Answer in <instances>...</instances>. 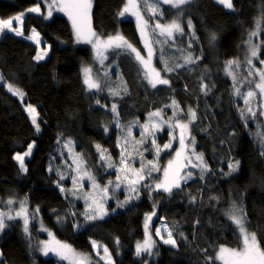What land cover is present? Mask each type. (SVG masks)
Segmentation results:
<instances>
[{"label":"trees","instance_id":"16d2710c","mask_svg":"<svg viewBox=\"0 0 264 264\" xmlns=\"http://www.w3.org/2000/svg\"><path fill=\"white\" fill-rule=\"evenodd\" d=\"M48 2L52 4L53 0H0V18H11L37 4L45 11ZM125 3L126 0H93V30L103 37L123 36L143 52L135 22L118 15ZM233 5L234 10L217 0H192L184 6L183 17L179 18L184 35L177 33L174 39L162 44L156 42L159 37L152 32L156 67L161 76L170 81V86L157 85L156 88L144 79L135 57L123 49L112 51V60L117 65L112 74L103 75L102 91L87 92L82 70L85 66L94 67L93 52L89 47L75 44L69 21L57 13L55 7L49 18L28 14L23 24L26 37L36 30L44 44L50 46L46 60H35L38 48L27 38L10 33L0 36V75L3 77L0 82V199L21 203L26 198L34 233L29 238L18 221L11 222L0 236V264H59L56 259L40 255L38 242L42 237L36 232L38 215L60 241L80 252L90 253L92 241H96L108 248L114 264H144L136 259L135 245L144 239L145 217L158 212L173 232L177 247L158 242L155 258L149 264H219L215 257L220 246L234 249L241 246L239 230L227 216L235 204L244 209L247 229L256 233L264 248V156L259 149V134L264 132L263 117H259V112L256 120L241 116L240 109L245 107L243 96L233 94L234 82L226 67L229 60H242L248 74V64H244L242 55L249 32L264 13V0H234ZM161 7L163 17H151L142 10L141 4L151 31L155 22L169 23L177 18L178 10ZM189 19L192 28L187 25ZM212 33L216 35L215 41L210 40ZM261 35L260 41H264V31ZM189 54L197 62L176 68L177 64H184V57ZM162 60L175 70L163 71ZM260 60H264V45L259 59L253 61L257 68L262 66ZM236 78L241 93H245L250 84L246 80L248 85L242 87L243 77ZM202 84L207 85V89H202ZM8 85L24 93L23 102L8 90ZM113 90L120 95L113 96ZM172 100L184 110L178 116L182 121L186 122L189 107L196 111L197 118L189 125L191 137L195 138L194 146L204 155L210 171L204 173L203 179L197 174L187 180L171 195L153 190L148 194L141 183L137 185V193H130L127 186L117 192V184H122L117 171L122 148H128L123 153L129 158L128 163L132 165V161L139 159L138 164L144 165L145 173L149 172V160L168 162L171 152L161 149L157 157L155 147L161 141L168 144L177 128L165 122L160 125L159 135H145L143 143L137 141L142 139L140 126L148 123L150 113L162 110L164 120H171L174 108L166 105H171ZM113 103L117 104L118 117L110 111ZM29 104L39 114V132L26 111ZM129 127L131 136L127 133ZM156 130L152 129L153 134ZM125 138L127 145L123 143ZM153 138L155 145L151 143ZM68 141H72L77 154H82L95 181L105 184L112 180L109 187L105 186L108 188V196H105L107 202L114 195L110 208H117L115 214L89 221L80 213L84 203L74 202L73 194L60 190L61 187L74 188L72 167L64 146ZM30 144L35 148L25 162L28 171L23 172L14 157L27 151ZM97 144L107 150L105 155H110L115 167L109 168L108 161L99 159ZM145 158H149L147 162ZM235 161L240 162L239 170L225 175L231 172L229 164ZM160 179L159 171L156 174L152 171L146 183ZM85 180L87 189L93 191L92 181ZM72 189L71 193L77 192ZM191 196L196 197L194 203L190 202Z\"/></svg>","mask_w":264,"mask_h":264},{"label":"snow or ice","instance_id":"6c2138e0","mask_svg":"<svg viewBox=\"0 0 264 264\" xmlns=\"http://www.w3.org/2000/svg\"><path fill=\"white\" fill-rule=\"evenodd\" d=\"M192 0H127L124 8L122 11L118 13L119 16H124L125 14H130L132 16L136 17L137 25L140 27L141 35H145V28L149 25V20H146L144 16L141 14V4L143 5V10L148 12L151 17H163L164 11L161 7V4L169 5L172 9L178 10L176 12V19H173L169 23H160L155 22L152 31L155 32L157 29L159 30L158 35L164 36L166 39L165 41H157L158 43H166L168 39H174L175 34H180L181 36L184 35V28L182 27L181 23L179 22V18L183 17L184 14V6L191 4ZM217 3L223 5L224 7L228 9L234 10L233 0H217ZM53 4H55V0H53ZM53 4L48 5V12L47 16L50 17L52 15V7ZM92 7V0H62V3L60 5L59 10L64 11L67 10V14L69 15V19L72 20L73 28L76 32V38L77 41L83 40L86 43H93V47L97 48L99 55V49L101 46L108 48V47H115V48H123L131 53L135 54V59L139 62L140 65L143 66L144 69V79L147 80L148 84L152 88H156L157 85H169L170 81L167 78H163L161 76V71L157 70L155 67L151 66V60L154 55L153 49L151 47H148L146 43V47H148V57L145 59L143 55H141L140 51L134 48L131 44H129L123 36L116 35L114 37H109L106 41L100 40L97 37V34L91 29V17H90V10ZM28 12H35L40 13L41 8L39 4H37L35 7H30L27 9ZM25 13H20L18 15H15L11 18L6 19H0V34H3L5 31L7 32H13L16 36H23L24 33L20 27V25L23 24V16ZM14 21L17 22V26L14 27ZM187 25L189 28H192V21L189 19L187 21ZM261 31H264V13L261 14L259 18L255 21V27L254 30L250 31L247 38V45H248V51L249 55L246 56V63L249 65L248 69V77H253L252 80L249 81V83L252 85L245 93H241L240 87L238 85V81L236 78V75L233 71V67H239V60H229L226 62L227 67V74L232 77L233 80V88H234V95L235 96H243V103L245 105L244 108L240 109V114L242 117H244L246 120L251 118L253 120L258 119V112L259 117H264V101L262 100H256L257 94L259 93V96L261 98H264V68H256L253 64V58L259 59V52L262 45H264V41L255 42L253 38L259 37ZM193 38H195V32H192ZM92 37H97L95 42L91 39ZM27 39L33 40L36 44L40 43L39 39V33H36L35 30H33V35L26 37ZM216 35L215 33L210 34V40L215 41ZM191 46V42H189V47ZM161 52V58L163 56V49L160 50ZM47 55L46 50H42L40 53L37 54L35 57L36 60H43L45 56ZM165 67L163 71L165 72H172L175 69L172 67H169L167 64V61L162 60ZM197 61L193 59L192 55L189 54L184 57V64H177L175 67H184V65L187 64H194ZM260 64L264 65V60H260ZM90 69H85V79L84 84L87 85V89L89 91L96 90V91H102L101 85L99 82L94 80L90 76ZM258 77V80L255 79ZM0 82H3V77L0 76ZM207 85L202 84V89H207ZM8 90L12 92L14 95H17L23 100L24 93L14 88L12 85H8ZM125 92L127 91L126 86L123 89ZM258 90V93H257ZM113 96L120 95L119 91L113 90L111 93ZM207 94V92H205ZM253 101H255L256 106L253 107ZM96 103L99 104L100 101L97 99ZM103 107V105H102ZM166 107H173L174 108V114L171 120L165 121L164 117L162 115L161 111H155L149 114L148 123H145L141 125L142 128V139L141 141H137V143H143L144 142V136L151 137L153 136L152 129H158L161 124L167 122L169 126L173 129L179 128L180 129V135H179V145L180 150L176 151L175 155L177 157V161H169L168 166L163 169V180L158 181L155 183L154 187L151 185H144L146 188H151L153 191H159L163 190L164 192L168 193L169 195L172 194L173 188L179 189L181 188V184L186 183L187 180L191 179L193 177V173L191 171L186 172L183 176L180 175L181 171L187 167L191 166L192 168H199V176L200 179L204 178V173L207 171H210L208 169L207 164L204 162L203 154L202 153H196L195 152V138L191 137L189 125L192 124L196 118L197 114L194 109L189 107L187 109V116H186V122L178 119V116L184 112L183 109L180 108L177 101L172 100L171 105H166ZM26 111L31 116V122L33 125H35V129L37 132L40 131V125L37 122L38 113L36 112V109L32 107L30 104L27 105ZM110 111L112 113H115V115L118 117L119 112L117 110V104L113 103L111 105ZM245 113H247V116H245ZM153 118H159L158 120H154ZM118 123V121H116ZM105 131H107V127L105 126ZM128 136H131V128L129 127L127 129ZM186 134L190 137L189 144L186 145L185 143V137ZM260 136V155L264 156V132H261L259 134ZM175 139V137H174ZM59 143V141H58ZM123 143L127 145L128 141L127 138L124 139ZM151 143L155 145V139L153 138ZM70 145H72V141H68L67 144H65V147H69V150L71 151ZM191 146L192 150L191 153L187 156H184V160L186 163L180 162V157L184 153L185 149ZM33 145L30 144L27 147V151H25L23 154L17 153L15 155V159L19 163V167L23 172H27L28 169L25 166V157L30 156L32 152ZM164 149H171V142L168 144L163 145ZM97 151L100 153L99 159L104 161L107 159V167L112 168L115 167L113 163H111V157L110 155L106 157V149H103L101 145H96ZM157 157L159 155V152L161 151V146L156 145L155 147ZM128 148L124 147L121 150V158H120V168L117 169V171H131L132 172V178H129L127 175H125V180L128 181L129 185V192L130 193H137L138 189L135 187V185L139 182L144 180L146 177L151 176L152 171H160V169L157 167L156 163L153 161H148V164L151 165V169L149 172H144V165L141 164V167L139 169H130L128 164V159L124 156V152H127ZM192 157H195V160L199 163H193ZM141 160L143 161V156L141 155ZM79 160L80 163L77 165V175H87L88 179H90L93 183L94 187H99V185L96 184V181L94 177H92L87 169L81 170V165L84 163L82 159V154H76L74 157V163ZM175 163V168H174ZM239 161H235L234 163L229 164V168L231 169V172L226 173L225 175H231L232 172H236L239 170ZM51 171V168L49 169ZM61 179H64V176L61 174ZM120 177L117 176V180H119ZM111 181H109V185H111ZM73 184H76V180H73ZM59 186V185H58ZM117 187L119 185L117 184ZM62 192L64 191V188L61 187L60 189ZM103 193L107 194L108 188L105 187L102 189ZM75 195V193H72ZM132 197L129 195L128 199L130 200ZM196 197L191 196L190 202H195ZM15 203L13 199H8L7 204L12 205ZM127 203V200L125 201ZM26 204V198L25 201L20 203V209L19 211L15 212L13 215L11 211L8 212H0V233H3L5 228L9 227L7 221H12L15 219H22L23 221V231L26 235L30 238L29 233V218L27 213V208L25 207ZM89 213L86 214V219L90 221H94L97 219H103L105 215H107V210L103 207L102 202H96L93 201V204H90L89 206ZM39 209H36V212H38ZM155 212H152L151 214H148L146 216L145 220V233L147 238L141 243L137 242L136 244V250L135 254L139 257L142 253H147L148 256L153 255V248L155 245V241L152 239L151 234L148 231V225L149 222L152 220V217L155 216ZM228 218L236 225L237 229L239 230L240 237H241V246L239 248H229L220 246L217 249V255L216 259H219L223 261V264H264V248L261 247L259 241L257 240L256 233L254 231H249L246 227V213L244 212V209L242 207H237L235 204H233L232 209L227 213ZM198 223V221H197ZM167 236H163L161 234V229L157 228L155 230V235L160 237V239L163 241L164 244L171 245L172 247H177V241L173 237V232L171 230H167ZM46 231V229H45ZM51 235V233H49ZM183 236V233L180 234ZM54 239V238H53ZM186 239V238H185ZM118 243V241H117ZM55 244L57 247L49 249L47 246L45 247L44 254L47 255L48 251H54L56 255L60 256L61 259H69V254H74L73 249L67 245V244H61L59 241H55ZM93 247L97 248V255H100L99 248L101 247L96 241H92ZM206 251V249H205ZM103 253L104 255L101 256V259L106 262V264H113L111 254L109 253V250L107 247H103ZM0 256H2V253H0ZM207 259L210 261L212 260V257H207ZM71 264H84L83 259H73L71 261Z\"/></svg>","mask_w":264,"mask_h":264},{"label":"rangeland","instance_id":"374dc122","mask_svg":"<svg viewBox=\"0 0 264 264\" xmlns=\"http://www.w3.org/2000/svg\"><path fill=\"white\" fill-rule=\"evenodd\" d=\"M126 2H127V0H126ZM61 3H62V0H55V4H53V7H55V10H56V12L57 13H59L60 15H62V16H64L68 21H69V23H70V25H71V28H72V30H73V33H74V39H75V44H77V45H80V46H86V47H89L91 50H92V52H93V57H94V67L93 68H90V67H92V66H85V67H83V70H82V74H83V82H84V79H85V73H84V70L85 69H90L91 70V72H90V76L94 79V80H96L97 82H99L100 83V85H101V89L103 88V86L105 85L104 84V77L105 76H103V75H105V73H113V66H116L117 65V63H115V61H112V56H111V53H112V51H117V52H120L119 50H123V48H120V49H118V48H115V47H108V48H105V47H103V46H101L100 47V49H99V55L97 54V52H98V50H97V48H94L93 47V43H86V42H84L83 40H80V41H77V38H76V32H75V29L73 28V24H72V20L71 19H69V15L67 14V10H64V11H61V10H59V8H60V5H61ZM50 3L48 2V4H47V8H46V10L44 11L41 7V12L40 13H35V12H28V11H26V12H24L25 13V15L23 16V24H24V21H25V19H26V17L28 16V14H37V15H43L45 18H49L48 16H47V12H48V5H49ZM126 4V3H125ZM161 5H163V6H169V5H166V4H161ZM125 6V5H124ZM35 7V6H34ZM52 7V9H51V11H52V14H53V12H54V8ZM142 7H143V5H142ZM92 8H93V0H92V7H91V10H90V17H91V13H92ZM124 8V7H123ZM123 10V9H122ZM121 10V11H122ZM142 10H143V8H142ZM141 10V14L144 16V18L147 20V18H146V16H145V14H144V12ZM120 18L121 19H128V20H132V21H134L135 22V24H136V26H137V29H138V32H139V36H140V39H141V43H142V49L144 50L143 52H141L140 51V53H141V55H143L144 57H145V59H147V57H148V47H151L152 49H153V53H154V55H153V57H152V60H151V66L152 67H155L156 69H157V67H156V62H155V58H156V53H155V50H154V42H153V35H152V32L153 31H151L150 30V27H149V25H148V27L147 28H145V35L144 36H142L141 35V30H140V27L137 25V22H136V17L135 16H132V15H130V14H125L124 16H120ZM1 19V18H0ZM23 24L22 25H20V27H21V29H22V31H23V33H24V28H23ZM13 26L14 27H16L17 26V22H15L14 21V24H13ZM91 29L93 30V26H92V21H91ZM94 31V30H93ZM35 32L36 33H38L36 30H35ZM95 32V31H94ZM158 32H159V30L157 29L155 32H154V34H155V36H158L159 37V39H157V41L159 40V41H162L161 39L162 38H165L164 36H159L158 35ZM4 33H10V34H13V35H15V33H13V32H7V31H5ZM3 33V34H4ZM96 33V32H95ZM3 34H0V36L1 35H3ZM97 34V33H96ZM33 35V32H32V34L30 35V36H32ZM18 37H22V38H26V36H25V33H24V35L23 36H18ZM97 37L100 39V40H107L109 37H103V36H101V35H99V34H97ZM97 37H92L91 39L93 40V42H95V40L97 39ZM39 39H40V43L39 44H36L33 40H31V39H28L29 41H31V42H33L36 46H37V48H38V53H40L42 50H46L47 51V55L45 56V58L43 59V60H36L37 62H41V61H44V60H46L48 57H49V55H50V46L48 45V44H44L45 42H44V39L42 38V36L39 34ZM260 39H262V35H261V33H260V36L259 37H255V38H253V40H254V43L255 42H259L260 41ZM156 41V42H157ZM169 41H171V40H169ZM146 43H147V45H148V47H146L145 45H146ZM162 44H167V43H162ZM138 50V49H137ZM260 50H261V48H260ZM124 51H127V53L128 54H131V55H133L134 57H135V54L134 53H131L130 51H128V50H126V49H124ZM37 53V54H38ZM249 55V51H248V45H247V43L245 44V50H244V52H243V55H242V57H243V60H244V64L245 65H247V63H246V56H248ZM253 61H254V58H253ZM138 62V61H137ZM239 67H233V71H234V73H235V75L237 76V77H243V79L241 80V86L242 87H246V85H248V83H249V81L250 80H252L253 78H251V77H249V78H247V73H245V71H244V68H243V66H242V60H239ZM138 64H139V62H138ZM254 64V63H253ZM140 65V64H139ZM140 67H141V69L143 70V73H144V69H143V66L142 65H140ZM256 67V66H255ZM247 68L249 69V65H247ZM257 68V67H256ZM260 68H264V65H262ZM158 70V69H157ZM114 74H115V72H114ZM1 76V75H0ZM245 78V79H244ZM255 79H257L258 80V77H256ZM248 81V83H247V81ZM104 84V85H103ZM250 84V83H249ZM85 85V87H86V90H87V92H89V93H92V92H95L96 90H92V91H89L88 89H87V85L86 84H84ZM250 86L252 87V85L250 84ZM257 93H258V90H257ZM18 98H19V100L21 101V102H23L24 101V96H23V100H21V98L19 97V96H17ZM256 100H262V101H264V98H261L260 96H259V93L257 94V97L255 98ZM254 105H255V101H253V107H254ZM27 107V106H26ZM37 112V111H36ZM28 113V112H27ZM28 115H29V113H28ZM29 118L31 119V116L29 115ZM37 122H38V118H37ZM263 122H264V117H263ZM192 125V124H191ZM34 127H35V125H33ZM189 129H190V127H189ZM191 130V129H190ZM161 132V127L160 128H158L157 130H156V132L153 134V136H157V135H159V133ZM174 134H176L174 137H175V139L174 138H172L171 139V149H164L163 148V145H165L166 143H164V142H160L159 143V145H161V149L163 150V151H165V152H171V155H170V158H168V162L167 163H163V161H161L160 159H153V160H149V161H153L154 163H156V165H157V167L160 169V171H159V174H160V180L159 181H161V180H163V167L164 168H166L167 166H168V163H169V161H173V162H175V161H177V157H176V155H175V153H176V151H178V150H180V145H179V135H180V129L179 128H177V130H176V133H174ZM190 134H191V131H190ZM164 134H163V132H162V134H161V136H163ZM189 140H190V137L186 134V137H185V143H186V145H188L189 144ZM35 148V145H33V148H32V152H33V149ZM70 148H71V151L69 150V147H66V149H67V152H68V159H69V161H70V164H71V167H72V172H73V176L71 177V182H72V186L74 185L73 184V180L75 179L76 180V184L73 186L74 188L72 189L71 187H68V188H64V187H62V188H64V191L63 192H70V194L72 195V193H71V189L72 190H75V191H77L76 193H75V196L73 195V201L74 202H77V203H84L83 204V208L81 209V211H80V213H81V216H83L85 219H86V214L87 213H89V205L90 204H93V201H96V202H102L103 203V207L107 210V215H105L103 218H106V217H108V216H110L111 214H115L118 210H117V208L115 207H113V208H110V204L112 203V202H114L113 200H114V195H112L111 197H110V199H111V201L109 200V201H107L106 202V196H108V194L105 196V193H103V191H102V189L103 188H105V186H107V187H109L110 185H109V182L108 181H105V184H104V182H101L100 180H97L96 181V184L97 185H99V187H94V190L93 191H99V192H93V191H90V190H88L87 189V186H86V184H84V182H86V180L85 179H87L88 178V176H87V178H83V176L84 175H77V171H76V169H77V165L80 163V161L79 160H77L75 163L73 162L74 161V157L76 156V152H75V150H74V147L73 146H71L70 145ZM194 148H195V146H194ZM191 150H192V148H191V146H189L188 148H186L185 149V151H184V153L182 154V156L179 158L180 159V162L181 163H186V161L184 160V156H187V155H189L190 153H191ZM32 152H31V155H32ZM195 152L196 153H201V152H198L197 150H196V148H195ZM31 155L30 156H26L25 157V162H26V160L28 159V158H30L31 157ZM119 158H121V157H119ZM147 159H149V158H145V161L144 162H147L148 160ZM203 159H204V162H205V158H204V155H203ZM192 160H193V163H199L198 161H196L195 160V157H192ZM84 161V160H83ZM106 161H107V159H106ZM135 161V162H134ZM134 161H132V165H130V163H128L129 164V168L130 169H139L141 166L138 164V162H139V159H137V160H134ZM111 162H112V159H111ZM137 162V163H136ZM141 164V163H140ZM87 165V164H86ZM85 165V162L81 165V170H83V169H87V171H88V173L90 174V170H89V168H88V166H86ZM175 163H174V168H175ZM148 169H149V171H150V169H151V165L148 167ZM188 171H191L192 173H193V177L192 178H194L195 176H197V174H199V172H200V169L199 168H192L190 165L189 166H187V167H185L182 171H181V173H180V175L181 176H183L186 172H188ZM156 172L157 171H153V173H155L156 174ZM91 175V174H90ZM125 175H127L129 178H132V172L129 170V171H127V172H123V171H119V176H121V181H122V184L121 183H119L120 185H119V187H116V191L117 192H120V189H121V191H123L124 190V186L126 187L127 186V190L129 191V185H128V181L127 180H125ZM91 176H93V175H91ZM107 180H110V179H107ZM148 180V177H146L144 180H142V181H139L136 185H135V187L137 188V185L138 184H142L143 185V189L148 193V194H152L150 191H151V188H146V187H144V185H146L147 183H146V181ZM111 182H112V180H110ZM155 181H153V182H151L149 185H151L152 187H154V185H155ZM81 184V185H80ZM182 184H183V182H182ZM181 184V185H182ZM78 185H80L79 187H77ZM121 186H123V187H121ZM175 188H173V190H174ZM159 191H163V190H159ZM164 192V191H163ZM25 207H26V204H25ZM27 208V207H26ZM19 209H20V203H19V201H16L15 203H13L12 205H8L7 204V201L6 200H1L0 199V212H8V211H11V213L14 215L15 214V212H17V211H19ZM157 211H158V207H157ZM27 213H28V211H27ZM28 218H29V225H28V227H29V233H30V236H32V235H34V233H33V231H32V220H31V217H30V215H29V213H28ZM61 218H63L62 216H61ZM145 220H146V217H145ZM16 221H18L20 224H21V227H22V230H23V221H22V219H15V220H12V221H7V223H8V225L11 223V222H16ZM90 221V220H89ZM36 223H37V226H38V230L36 231L39 235H41V237L42 238H40L39 239V242H38V249H39V252H40V255L41 256H43V257H45V258H53V259H56L57 260V262L59 263V264H71V261L73 260V259H83L84 260V263L85 264H106V262L104 261V260H102L101 259V256H103L104 255V253H103V247L104 246H102L101 244H99L101 247L99 248V253H100V255H97V251H98V249L97 248H95V247H93V245H92V251L90 252V253H84V252H80V251H78V250H76L73 246H71L70 244H68V243H65V242H63V241H60L56 236H55V234H54V232L51 230V229H49L44 223H43V221H42V219H41V217H40V215H38V217L36 218ZM144 225H145V222H144ZM157 228H160L161 229V234L163 235V236H167V231L165 230V229H167V230H170V228L168 227V225H167V223H165V221L163 220V219H161L159 216H158V212H156V214H155V216H153L152 217V220L149 222V225H148V231H149V233L151 234V236H152V239L155 241V245H154V248H153V255L152 256H148V254L147 253H142L141 254V256H137L135 253V256H136V259H138L139 261H141V262H143L144 264H149V262L151 261V259L154 257V255H155V248H156V245H157V241H161L162 243H163V241L160 239V237H158V236H156L155 235V230L157 229ZM6 229V228H5ZM45 229H46V231H45ZM4 232V231H3ZM23 233H24V231H23ZM49 233H51V235H49ZM144 233H145V227H144ZM3 233H0V236L2 235ZM25 234V233H24ZM26 235V234H25ZM28 236V235H27ZM29 237V236H28ZM54 238V239H53ZM147 238V236H146V233H145V236H144V239L142 240V241H139V242H143L145 239ZM55 241H59L61 244H67V245H69L72 249H73V252H74V254L75 255H73V254H69V259H61L60 258V256H58V255H56V253L54 252V251H51V250H49L48 251V254L47 255H45L44 254V249H45V247L47 246L49 249H51V248H54V247H57V245L55 244ZM135 250H136V245H135ZM134 250V251H135ZM217 255V254H216ZM112 258V257H111ZM155 258V257H154ZM153 258V259H154ZM216 259V258H215ZM112 261H113V258H112ZM216 261L219 263V264H223V261H221V260H219V259H216ZM113 264H114V261H113Z\"/></svg>","mask_w":264,"mask_h":264},{"label":"bare ground","instance_id":"6f19581e","mask_svg":"<svg viewBox=\"0 0 264 264\" xmlns=\"http://www.w3.org/2000/svg\"><path fill=\"white\" fill-rule=\"evenodd\" d=\"M112 61H113V60H112ZM115 63H117V62L115 61ZM113 67H114V66H113ZM95 92H96V91H95ZM158 242H161V241H157V243H158Z\"/></svg>","mask_w":264,"mask_h":264},{"label":"water","instance_id":"95a60500","mask_svg":"<svg viewBox=\"0 0 264 264\" xmlns=\"http://www.w3.org/2000/svg\"><path fill=\"white\" fill-rule=\"evenodd\" d=\"M234 1V0H233ZM85 264V263H84Z\"/></svg>","mask_w":264,"mask_h":264}]
</instances>
